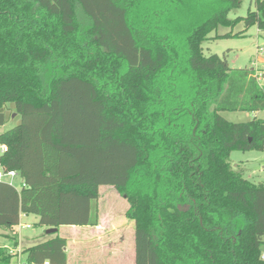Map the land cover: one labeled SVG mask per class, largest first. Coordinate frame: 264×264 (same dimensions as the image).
<instances>
[{"label":"trees","instance_id":"16d2710c","mask_svg":"<svg viewBox=\"0 0 264 264\" xmlns=\"http://www.w3.org/2000/svg\"><path fill=\"white\" fill-rule=\"evenodd\" d=\"M205 3L208 4L204 8ZM0 0V237L18 244L21 215L57 229L22 264H68L61 227L94 226L112 187L134 222L135 264H264V183L229 161L264 151L255 70L205 55L210 40L264 32V0ZM203 6V7H202ZM244 31L210 36L219 26ZM17 254L0 247V264Z\"/></svg>","mask_w":264,"mask_h":264},{"label":"rangeland","instance_id":"374dc122","mask_svg":"<svg viewBox=\"0 0 264 264\" xmlns=\"http://www.w3.org/2000/svg\"><path fill=\"white\" fill-rule=\"evenodd\" d=\"M241 5L239 8L232 10L228 14L229 19H235L236 17H245L249 9H254L251 4V0H240ZM203 7V6H202ZM208 4L205 3L204 8H207ZM244 25L239 23L233 28L219 26L216 32H213L210 36L224 35L232 32L233 34L243 32ZM264 50V32L257 31L256 27H251L244 32L243 37H231L210 40L203 44V52L205 55L217 54L219 56H225L228 66L231 69H244L255 70L261 86H264V51L260 52L259 49ZM13 108L8 105L5 108L6 122L3 126H0V134L10 130L20 123V117L12 111ZM12 113V115H11ZM15 115V116H14ZM220 115L227 121L232 123H242L252 120L254 117L257 119H264V111L251 113V112H221ZM229 161L235 168H239L246 180L253 184L264 183V151L252 150V151H232L229 155ZM0 173H3L0 167ZM0 181L9 182L19 189L20 180L15 178L3 177ZM11 181V182H10ZM100 197L96 202H92L91 219H94V213L98 216H107L110 219L112 217L122 218L126 222H130L125 218L124 214L128 208V205L124 198L119 195L114 189L107 186H102L99 189ZM22 224L30 225L29 228L16 227V231L19 233V241L17 245L12 244L4 237H0V247L15 249L18 255L13 259V264H20L24 261V255L20 253V249L29 247L41 241L45 237L46 229L36 227L37 218L35 216H28L21 220ZM79 232L83 230L77 229ZM61 237H65L69 240L67 256L70 264H88L98 263V255L96 253H89L83 250L82 236H77V252H74V245L72 242V229L69 227H61L58 233ZM106 234L104 237L106 238ZM38 240V241H37ZM95 242L93 241V244ZM104 243V242H103ZM261 250L264 251V236L262 238ZM116 264H121L117 262Z\"/></svg>","mask_w":264,"mask_h":264},{"label":"crops","instance_id":"0c3cea01","mask_svg":"<svg viewBox=\"0 0 264 264\" xmlns=\"http://www.w3.org/2000/svg\"><path fill=\"white\" fill-rule=\"evenodd\" d=\"M27 217L28 216L21 215L20 222L22 219ZM129 221L130 222H126L122 218H118V217L116 218L112 217V219H110L107 216H98L96 225L94 226L69 227V229H72L73 232L72 242L74 245V252H77V245L80 244L77 243V236L81 235L83 250L89 253H96L98 255V259H97L98 263H88V264H116L117 262H120L121 264H135L134 222L131 220ZM78 228H81L83 231L79 232L77 230ZM59 229H58V233H59ZM105 234L107 235L106 238L104 237ZM58 236L60 235L58 234ZM61 238H64L66 240L65 254H66L67 263L70 264L68 262V256H67L69 240L65 237H61ZM42 240H44V238L41 239V241ZM18 241H19V233H18ZM93 241L95 242L94 244ZM22 249L23 247L20 249V253Z\"/></svg>","mask_w":264,"mask_h":264},{"label":"built area","instance_id":"2783aa9c","mask_svg":"<svg viewBox=\"0 0 264 264\" xmlns=\"http://www.w3.org/2000/svg\"><path fill=\"white\" fill-rule=\"evenodd\" d=\"M260 52H263L264 50L262 48L259 49ZM7 151V148L5 145H1L0 144V154L1 153H4ZM17 175H16V172L14 171H7V172H3V173H0V180L3 178V177H8V178H11V180L13 178H15ZM18 227H21V228H29L30 225H27V224H22L21 222H19V225ZM10 250V253L11 254H17L18 255V252L14 249H9ZM260 259L264 262V252L261 253L260 255ZM22 264V263H20Z\"/></svg>","mask_w":264,"mask_h":264},{"label":"water","instance_id":"95a60500","mask_svg":"<svg viewBox=\"0 0 264 264\" xmlns=\"http://www.w3.org/2000/svg\"><path fill=\"white\" fill-rule=\"evenodd\" d=\"M56 231H57V229H47L45 234L46 235H51V234H54Z\"/></svg>","mask_w":264,"mask_h":264}]
</instances>
